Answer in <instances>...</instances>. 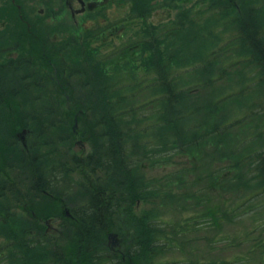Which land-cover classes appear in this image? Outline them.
I'll use <instances>...</instances> for the list:
<instances>
[{
    "label": "rangeland",
    "instance_id": "rangeland-1",
    "mask_svg": "<svg viewBox=\"0 0 264 264\" xmlns=\"http://www.w3.org/2000/svg\"><path fill=\"white\" fill-rule=\"evenodd\" d=\"M145 1H134L133 3L132 0H124L120 5L114 7V12L116 14L128 13L130 8H137L140 4L145 6L147 3ZM184 3L176 1L175 7L169 10V12L176 17H185L186 23L180 21V26H175V28L167 24L165 25L167 26L166 29L158 31L154 28L151 30L155 36L164 37L158 41L159 45L155 44V48L148 46L145 48L143 46L132 48V45H134L132 44L120 49L117 48L116 52L112 53V55L108 53L109 51H114L111 50L113 49L111 46L93 49L94 47H84V44L80 43L81 47L74 45L63 49L61 56L64 62L62 75L67 80L64 83L62 82V84L67 94L74 98V101L78 94L88 96L87 103L85 102L84 105H81L82 111L86 109L87 118L91 119L87 121L88 124H79L78 121L74 122V115L72 121L65 119L66 112L70 113L71 111L65 107L66 98L64 97L63 88L60 82H58L60 77L57 73H53L54 71L48 70V74L42 79L34 75L30 80L26 81L15 79L17 76L7 71H0V85L10 82V84H14L11 87L15 90L13 98H11L12 102H10L8 108L2 109L0 107V139L7 138L6 136L10 133L12 124L19 125L17 118L20 116V125L29 127L30 133L24 135V144H22L17 135V132L21 130L20 126H18L19 129L15 130L14 136L12 135L16 144L18 146H29L30 149H34L46 167L60 164L64 169L62 179L61 173L60 176L56 174L59 171L58 169L53 172L43 169L45 180L50 175L53 176V180L49 181L50 184H45L47 192L43 193L41 192L44 190L43 187L37 186V188L35 187L36 189L32 188L30 185L31 180L25 179L29 171L28 169L25 171L17 165L15 167L19 168H9V165L13 164L12 157L7 156V144L4 145L3 149L5 152L1 153L4 160L0 162V167L5 166V169H0V190L2 189L0 191L2 195L0 196V207H5L4 214L13 212L16 216L21 214L26 219L32 214L31 220L36 223L40 221L39 225L43 230L52 226V232H50L52 237H45L48 240L47 250L44 243L42 244L43 246L38 243L40 239L44 240L43 236H40L38 241H32V238H30V244H33L30 246L28 240L25 238L26 235L22 237L20 234L19 230L21 229H18L19 227L16 223L17 217H7V222H0V264H81V259L84 264L90 262V246L87 244V246L80 247L78 233L75 230L79 220L72 219L70 212L73 208L83 204L87 193L95 191L96 188L97 190L103 188L110 189L113 186L120 188L116 184L123 180L117 175L111 176L110 173L95 168L92 163H87L89 162L87 155L92 153L93 141L95 142L102 132L109 130L107 128L109 125L106 123V117L100 116L101 114L99 116H92L93 111L102 109L101 99L96 96L97 93L100 96L102 92L101 90L97 91L94 87L95 81L93 82L92 76L103 80L101 78L124 77L126 72L134 74L137 77H142L143 74H146V76L152 75L153 73L150 72L152 66L155 69H159L157 65L159 58L165 59V61L168 60L169 57L164 47L167 42L174 41L175 39L172 49L179 48L183 54V56L175 59L177 60L176 64L185 66L180 69L182 73L181 77H178L184 84L189 86L196 85L199 82L205 83L201 92L202 105L200 107L197 106L196 112L202 116V120L200 118V121L204 122V114L207 122H211L215 118L227 122L232 119L241 118L249 110V107L245 105L255 93H260L256 90L261 85L254 83L255 77L252 75L254 71L252 64H247L246 61L242 60L241 47H243L244 41L231 32L235 33L240 27L242 28L240 24L241 20L252 21L251 24L253 23V25H256L258 22L259 25L257 27L259 28L257 31L263 32L264 0H208L207 3H210L211 8L208 12L206 11L205 15L204 11H198L196 13L197 17L192 15L188 18L186 15L180 13L183 10L178 11L177 8L183 7ZM195 8L193 7V9ZM152 9H147L148 12L146 13L148 14L147 22L151 26L157 24L158 20L166 19L167 11L165 15L162 14L164 17L159 19L153 16L154 9ZM134 15L135 12H133ZM132 19L133 22L129 21L125 22V24H127V29H131V32H134L131 34L133 38H139L141 35L140 26L144 21H141L139 17H131L130 20ZM2 29L1 27L0 31ZM252 29V26L244 28L248 32L252 31ZM123 34L126 36L125 32ZM0 41L5 42L6 39L1 38ZM4 47L5 45H1L0 50L4 49ZM80 50L87 51V58L84 57L85 59H83L79 55ZM48 54V58H51L55 62L57 57H50L52 55L51 48H48ZM88 56L91 59L89 62ZM77 60H79L80 64H78ZM80 60H84L82 62L85 63H82ZM116 62L117 64H115ZM120 62L123 63L120 64ZM0 64L8 65V58L0 59ZM82 66L87 67V69L89 67V69L80 78V71L76 70H79ZM94 67L98 70L97 74L93 70ZM51 69L53 70V68ZM73 69L75 70L74 73ZM243 74L245 75L244 77L242 76ZM88 78L91 80L90 86L85 84L83 89L80 90L81 82H85ZM208 78H211L212 81L211 79L210 81L207 80ZM148 81H151V79H148ZM67 82L71 84L68 85L66 84ZM19 89V95H15ZM123 92L125 93L126 91L123 90ZM153 93H156V90L151 89L136 97L126 98L125 96H116L117 92H110L114 97L120 98L118 99L119 110L127 104L133 106L150 97L155 98V96H152ZM211 93H214V97L210 100L209 97L212 98ZM234 93L237 96H234ZM224 97L227 98L223 104L218 107L213 106L212 100L216 101ZM90 100L94 103L93 105H88ZM19 105H21L22 111L14 107ZM26 107L30 108L31 111H24ZM192 111L193 109L191 108L190 110L185 109L180 111L181 114L179 113L177 117L179 119L178 123H183L187 117H189L187 120L189 122L193 117V114L190 116ZM127 114L130 116L132 113ZM133 114V118L138 117L137 111H133ZM31 118L34 120L33 123H29ZM95 119L98 120L95 122ZM243 120L241 121L242 123L239 122L241 123L239 126L242 127L243 132H247L255 124V117ZM104 126L106 127L103 128ZM111 139V136L108 134V136H104L101 139L100 144H103L104 140L111 141ZM204 141L206 142V140ZM207 146H215V144L209 140ZM168 148H173V146ZM174 148L178 149L177 147ZM209 156H213V154ZM170 158H173V164L157 168L156 170H149L145 173L142 172L145 174L144 179L147 181L145 187L153 190L151 195L146 196L145 201H139L136 197L132 199L125 191H121L122 193H119L117 196V201L111 202V204L116 202L117 205L120 204L122 206L114 215L111 213L110 215L111 222L117 226L121 224L123 231L114 228L107 230L106 228L103 237L104 244L103 246L99 245L100 249H104L106 252L96 264H113L108 260L121 252L122 260L126 261L123 253H128L129 246H133L139 242L137 239L144 240L143 235L139 231L138 233H131L133 228L140 227L146 235L147 232L149 233L147 236L150 238L151 233H154V229L149 224L148 228L147 223L152 222L151 219L159 220L155 221V225H159H156L158 236L167 239L169 242L174 241L176 244L165 249L166 247L163 244L157 242H154L151 246H146L147 244L144 243L138 252L132 249L136 253L134 258L136 264H144L150 261L156 264H200V261H204L203 263H205L212 259H220L218 264H223L221 259L225 257V253L223 252L226 249H224L225 245L215 241L218 235L223 236L220 232L228 228L230 233L224 232L225 234H237L243 229L246 222L249 224L246 227L247 232L251 231L254 220L249 218L253 217V215L245 218L243 223L230 220L226 223L223 222L216 228H213L212 223L208 225L212 227L209 230H206L205 226L198 228L196 221L193 222L194 224L184 223L186 221L192 222V219L195 220V218L191 219L187 217L195 210V208H192L195 205L193 195L202 185L198 180H192V176H189V179L192 181L185 183L188 186L183 187L180 185L177 189L178 180H169L162 173L166 170L181 167L186 162L187 154L181 150L180 152H175L173 157ZM78 159L85 160L86 162L81 164ZM18 160L20 158L15 154L14 162H18ZM223 163L224 161L221 158L219 160L214 159L209 168L216 169L218 164ZM216 175L220 178L222 176L228 177L227 172H223L222 174L217 173ZM138 182H140V179H138ZM234 184H237V182H234ZM236 186L235 193L243 191V185L237 184ZM36 191H40L41 193ZM127 211L130 217L126 219L125 214ZM0 213L2 212L0 211ZM199 214H203V212ZM199 214L195 216L197 217ZM262 215H264V212H262ZM104 217L107 223V215L104 214ZM166 220H175L180 225L179 229L176 230L178 224L166 225ZM125 222H128V224L125 225ZM200 222L206 223L204 218L200 219ZM211 222H214L212 217ZM86 223L89 224L88 226L94 235L93 224L90 221H86ZM106 223L104 222L105 225ZM28 233L29 235L37 234L33 228H30ZM251 237L253 238L254 235H251ZM91 242L92 247H97L96 243L98 241L95 240V235L94 238L91 237ZM235 247V249L241 250L242 254H245V249L238 245ZM49 253L52 255L51 258L48 255ZM126 263L128 264V261ZM247 264H264V259L257 257L256 260H252Z\"/></svg>",
    "mask_w": 264,
    "mask_h": 264
},
{
    "label": "trees",
    "instance_id": "trees-1",
    "mask_svg": "<svg viewBox=\"0 0 264 264\" xmlns=\"http://www.w3.org/2000/svg\"><path fill=\"white\" fill-rule=\"evenodd\" d=\"M251 22L241 20L240 24L242 28L240 27L235 33L231 32L244 41L243 47H241L242 60L246 61L247 64H252L254 68L252 75L255 77L254 83L261 85L256 90L260 93H255L245 105L249 107V110L244 114L247 115H243L241 118L232 119L227 122L215 118V120L207 122L203 114L204 122L200 121V118L202 120V116L196 112L197 106L200 107L202 105L201 92L205 83L202 81L203 84L200 82L189 86L184 84L178 77H181L182 70L180 69L185 66L176 64L177 60L171 58L169 55L183 56L179 48L168 52V60L165 61V59L159 58L157 61L159 69H155L152 66L150 72L153 74L149 76L143 74L142 77H137L128 72L125 73L124 77L101 78L103 80L92 76L93 82L95 81L94 87L97 91L101 90L102 92L100 96L99 93L96 94L101 99L102 109L93 111L92 116H99L101 114L100 116L106 117V123L109 125L107 128L109 130L102 132L97 140L93 141L92 153L87 155V160H89L87 163H92L95 168L104 170L110 173L111 176L117 175L123 180L116 184L120 188L114 186L110 189L103 188L97 190L96 188L95 191L87 193V199L83 204L72 210L74 217L79 220L75 230L78 233L80 247L87 246V244L90 246V262H87L88 264H96L105 254L106 250L100 249L99 245L103 246L104 244L103 237L106 228L107 230L114 228L123 231L121 224L117 226L111 222L110 215V213L114 215L122 206L120 204L117 205L116 202L111 204V202L117 201V196L119 193H122L121 191H125L132 199L136 197L139 201H145L146 196L151 195L153 190L145 187L147 181L144 179L145 174L142 172L145 173L149 170H156L157 168L173 164L174 160L170 157H173L175 152H180L181 150L187 154L186 162L181 167L166 170L162 174L166 175L169 180L177 179V189L180 185L183 187L188 186L185 183L192 180H198L202 185L193 195L195 205L192 208H195V210L187 217L191 219L195 218V220L192 219V222L186 221L184 223L194 224L193 222L196 221L198 228L205 226V229L209 230L212 227L208 225L212 223L213 228L230 220L243 223L245 218L253 215V217L249 218L254 220L251 231L247 232L246 227L249 224L246 222L243 229L237 234H225L224 232L230 233L227 228L223 232H220L223 236L218 235L215 241L225 245L224 249H226L223 250L225 257L221 259L223 264H247L252 260H256L257 257L264 259V215H262V212H264V31L261 33L254 29L249 32L245 31L244 28L248 26L255 27ZM87 51L80 50L79 55L82 58H84L83 56L87 57ZM122 63L120 62V64ZM93 70L96 71L95 74L98 73L96 67ZM85 72V67L82 66L79 72L80 78ZM242 76L244 77L245 75L243 74ZM90 78L85 82H81L80 90L83 89L85 84L90 86ZM148 79H151V81H148ZM210 79L208 78L207 80L210 81ZM151 89L156 90V93L152 95L155 98L150 97L146 99L145 97L146 100L137 105L131 106L127 104L121 110L118 109V99L120 98L110 94V92H117L116 96L133 98ZM123 90L126 91V94ZM211 96L212 98L209 97L210 100L213 99L214 93ZM234 96L237 95L234 94ZM227 97L216 101L212 100L213 106H220ZM87 99L88 96L78 94L72 105L81 107L85 102L87 103ZM10 102L12 100H10L9 96L0 95L1 108L7 106ZM93 104L91 100L90 103L88 102V105ZM190 108L193 109L190 114V116L193 114V117L189 122H187L189 119L187 117L183 123L179 124L177 117L179 113L181 114L180 111L185 109L190 110ZM133 111H137V118L132 117L134 115ZM127 113L132 114L128 116ZM73 115L78 117L79 124H88L87 121L91 120L87 118L88 114L86 111L80 113L76 111L75 113L66 112L65 119L72 121ZM253 116L255 117V124L247 132H243L239 124L242 123L241 121H244L243 119ZM98 119H95V122ZM33 121V118H31L29 123H33ZM181 126L182 128H180ZM18 129L16 125H13L10 128V133L6 136L7 138L0 139V162L4 160L1 153L5 152L3 147L7 144V156L12 157L13 162V164L9 165V168H19L15 167L17 165L25 171L28 169L29 171L25 179L31 180V187L37 188L38 186L45 189V184L50 183L45 180L43 169H60L62 172L64 169L60 164L45 168L34 149H30L29 146L23 149L21 146H18L13 138L15 130ZM108 134L112 138L111 141L104 140V143L100 144L101 139L104 136H108ZM89 139L92 140L91 138ZM209 140L215 146H207ZM170 146H173V148H168ZM207 153L209 154L207 155ZM15 154L20 158L18 162H14ZM211 154L213 156H209ZM220 158L224 161L223 164H218L216 169L209 168L214 159L219 160ZM78 160L81 164L86 162L82 159ZM0 169H5V166H1ZM223 172H227L228 177L222 176L220 178L216 175ZM163 175L162 177H164ZM189 176H192V180L189 179ZM48 179L53 180V176L50 175ZM138 179H140V182H138ZM234 182H237L238 185H243V191L235 193L237 184H234ZM0 196L2 195L0 194ZM0 211L2 212L4 209L0 208ZM201 212L203 214H199ZM104 214L107 215V223ZM197 214L199 215L196 217L195 215ZM125 216L126 219L130 217L128 211ZM7 217H17L16 223L19 227L18 229H21L19 231L22 237L28 233L27 227L41 232L39 223L32 221L29 223L26 217H22L21 214L16 216L2 213L0 221L6 222ZM211 217L214 222H211ZM199 218H204L206 223L200 222ZM85 220L93 224L95 240L98 241L96 243L97 247H92L91 237L94 238V235ZM151 220L152 222L147 223L148 228L149 224L154 229V233H151L150 238L147 236L149 233L147 232L146 235L140 227L133 228L131 233H138L139 231L143 235L144 240L137 239L139 242L133 246H129L128 253H123L128 264H136L134 259L136 253L134 250L138 252L144 243L147 244L146 246H151L154 242H157L163 244L166 247L165 249L176 244L174 241L169 242L167 239L159 237L156 227L158 224L155 225V221L159 220ZM127 224L128 222H125V225ZM165 224H178L176 230L180 226L175 220H166ZM251 235H254V237L252 238ZM237 245L245 249V254H242L241 250L235 249ZM121 254L122 252L108 261L113 264H127L125 260V262L122 260ZM80 261L81 264H84L82 259ZM219 261L220 259H212L205 263H203L204 261H200L199 263L218 264ZM144 264L156 263L150 261Z\"/></svg>",
    "mask_w": 264,
    "mask_h": 264
},
{
    "label": "flooded vegetation",
    "instance_id": "flooded-vegetation-1",
    "mask_svg": "<svg viewBox=\"0 0 264 264\" xmlns=\"http://www.w3.org/2000/svg\"><path fill=\"white\" fill-rule=\"evenodd\" d=\"M123 1L0 0V29L3 28L0 31V39H6L5 42L0 41V46L5 45L4 49L0 50V59L8 58V65L0 64V71L14 74L17 76L15 79L23 81L30 80L34 75L42 79L48 74V70L54 71L53 73H57L60 77L58 82L63 88L65 97L68 98L69 95L62 84L64 77L60 64L64 48L74 45L81 47V44H84V47H94L93 49L102 46H111L116 49L132 44H134L132 48L141 46L155 48V44L159 45L158 41L163 38L155 36L151 30L154 28L158 31L166 29L165 25L167 24L175 28V26H180V21L186 23L185 17H176L169 12L175 7L176 1L185 2L183 7L177 8L178 11L183 10L180 13L186 15L187 18L192 15L197 17L198 11H204L205 15L206 11L208 12L211 8L210 3H207L208 0H146L145 6L140 4L137 8H130L128 13L116 14L114 7ZM134 1L142 0H132L133 3ZM193 7L196 8L193 9ZM151 8L154 9H152L153 16L159 19L164 17L163 15L167 11L166 19L158 20L157 24L151 26L147 22L148 14H146L147 9ZM133 12H135L134 16ZM131 17H139L141 21H144L140 26L141 35L139 38H133L131 34L134 32L127 29V24H125V22H133V19L130 20ZM124 32L127 37L124 36ZM48 48L52 49L50 57H57L55 62L48 58ZM11 85L14 86L10 82L0 85V95L9 96L10 100L15 92ZM20 89L15 95H19ZM65 106L70 111H82V109L72 107L68 99ZM14 107L22 111L21 105ZM24 111H31V109L26 107ZM51 227L49 226L48 229L36 235L44 237V240L40 239L38 243L40 245L44 243L46 250L48 240L45 237H52ZM48 255L50 258L52 257L50 253Z\"/></svg>",
    "mask_w": 264,
    "mask_h": 264
},
{
    "label": "bare ground",
    "instance_id": "bare-ground-1",
    "mask_svg": "<svg viewBox=\"0 0 264 264\" xmlns=\"http://www.w3.org/2000/svg\"><path fill=\"white\" fill-rule=\"evenodd\" d=\"M257 25H259L258 23L255 25V27L253 28L254 30H257L259 27H257ZM190 29V28H189ZM259 32V31H258ZM259 33H261V32H259ZM174 42H175V39H174V41H169V42H167V44H166V46L164 47V49H165V52L168 54V52H172V46L174 45ZM169 55V54H168ZM171 58H173V59H178V57L177 56H172V55H169ZM60 64H61V67H62V69L64 68V62L61 60L60 61ZM88 69H89V67H88ZM87 69V67L85 68V70L87 71L88 70ZM69 84H71V83H69ZM68 84V85H69ZM37 98V97H36ZM14 119H16L15 117H14Z\"/></svg>",
    "mask_w": 264,
    "mask_h": 264
}]
</instances>
